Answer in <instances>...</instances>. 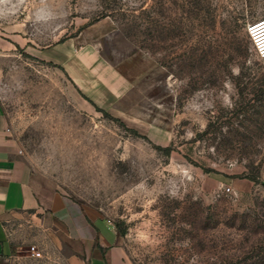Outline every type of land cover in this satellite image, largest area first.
<instances>
[{
  "label": "rangeland",
  "instance_id": "374dc122",
  "mask_svg": "<svg viewBox=\"0 0 264 264\" xmlns=\"http://www.w3.org/2000/svg\"><path fill=\"white\" fill-rule=\"evenodd\" d=\"M258 20L264 0H0V100L27 162L135 264H264ZM75 39L130 73L114 107L46 57ZM25 222L0 264H71L58 233Z\"/></svg>",
  "mask_w": 264,
  "mask_h": 264
},
{
  "label": "crops",
  "instance_id": "0c3cea01",
  "mask_svg": "<svg viewBox=\"0 0 264 264\" xmlns=\"http://www.w3.org/2000/svg\"><path fill=\"white\" fill-rule=\"evenodd\" d=\"M84 40L59 43L45 51L46 57L62 64L86 102L114 107L129 90L132 77L126 67L112 64ZM25 219L58 233L72 251L71 264H135L117 229L93 217L32 169L0 100V262L14 256L15 227L25 225Z\"/></svg>",
  "mask_w": 264,
  "mask_h": 264
},
{
  "label": "built area",
  "instance_id": "2783aa9c",
  "mask_svg": "<svg viewBox=\"0 0 264 264\" xmlns=\"http://www.w3.org/2000/svg\"><path fill=\"white\" fill-rule=\"evenodd\" d=\"M248 32L252 38L258 55L261 58H264V20L251 22L248 26ZM32 250L34 254L37 253L36 246H33Z\"/></svg>",
  "mask_w": 264,
  "mask_h": 264
}]
</instances>
